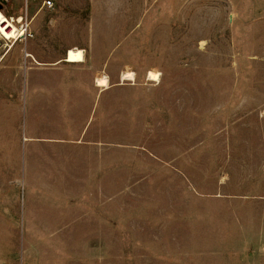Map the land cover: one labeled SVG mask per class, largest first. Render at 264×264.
Segmentation results:
<instances>
[{"label": "rangeland", "instance_id": "obj_1", "mask_svg": "<svg viewBox=\"0 0 264 264\" xmlns=\"http://www.w3.org/2000/svg\"><path fill=\"white\" fill-rule=\"evenodd\" d=\"M0 10L26 29L0 35V264H264V0H0ZM103 40L121 42L106 72L121 61L136 73L129 87L152 90L136 96L127 134L106 129L125 151L104 175L52 176L29 145L24 168V61L67 47L87 57ZM66 188L57 214L51 195Z\"/></svg>", "mask_w": 264, "mask_h": 264}, {"label": "crops", "instance_id": "obj_2", "mask_svg": "<svg viewBox=\"0 0 264 264\" xmlns=\"http://www.w3.org/2000/svg\"><path fill=\"white\" fill-rule=\"evenodd\" d=\"M98 42L103 45H95L92 41L87 47L89 54L84 62L67 61L68 47L62 56L51 61L35 59V64L28 67L24 61V168L31 157L29 145L35 151L33 158L42 159L44 166H49L48 172L52 176L104 175L107 161L116 159L113 154L120 156L125 151L120 141L114 144L107 140L106 129L113 128L117 138L127 134V120L137 119L139 113L140 100L136 96H149L152 90L129 87L135 81L122 80L125 71L121 61L114 63L115 67L106 72L107 61L121 42ZM100 47L111 50L100 55L97 52ZM104 75L108 78V86H101L96 81L97 77ZM162 91L165 92V89ZM47 128L54 130L48 135ZM117 160L120 166L122 159ZM51 198L58 214L59 208H66L67 205L54 201L65 203L69 198L67 188L60 190L59 194L53 193Z\"/></svg>", "mask_w": 264, "mask_h": 264}, {"label": "bare ground", "instance_id": "obj_3", "mask_svg": "<svg viewBox=\"0 0 264 264\" xmlns=\"http://www.w3.org/2000/svg\"><path fill=\"white\" fill-rule=\"evenodd\" d=\"M0 17H3V22H0V35L6 40H17L20 37L24 36L26 29L25 25H22V15L19 17H9L5 15L0 10ZM203 43V42H202ZM12 47V46H9ZM28 55L33 56L31 53H27ZM67 61L69 62H84L85 61V50L79 47L70 48L67 53ZM161 77V72L156 70H148L147 79L150 81L159 82ZM123 81H135V72L133 71H125L122 74ZM97 83L101 86H108L109 81L107 76H99L97 77Z\"/></svg>", "mask_w": 264, "mask_h": 264}, {"label": "built area", "instance_id": "obj_4", "mask_svg": "<svg viewBox=\"0 0 264 264\" xmlns=\"http://www.w3.org/2000/svg\"><path fill=\"white\" fill-rule=\"evenodd\" d=\"M45 6L47 7H52L53 6V2L52 1H45Z\"/></svg>", "mask_w": 264, "mask_h": 264}, {"label": "snow or ice", "instance_id": "obj_5", "mask_svg": "<svg viewBox=\"0 0 264 264\" xmlns=\"http://www.w3.org/2000/svg\"><path fill=\"white\" fill-rule=\"evenodd\" d=\"M4 18L0 17V22H3ZM0 31H2V29H0Z\"/></svg>", "mask_w": 264, "mask_h": 264}]
</instances>
